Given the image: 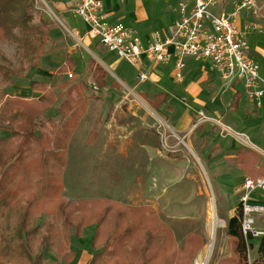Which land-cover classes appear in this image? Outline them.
Segmentation results:
<instances>
[{
	"label": "rangeland",
	"instance_id": "1",
	"mask_svg": "<svg viewBox=\"0 0 264 264\" xmlns=\"http://www.w3.org/2000/svg\"><path fill=\"white\" fill-rule=\"evenodd\" d=\"M130 1L134 5L136 2L142 4L148 14L147 21L143 25L146 24L147 29L153 31L171 22V17L176 14L180 0ZM223 1L220 0L213 10L221 12ZM260 1L264 3V0ZM226 2H228L227 10L233 7L238 0H226ZM261 13L259 17L253 19L264 27V8ZM37 14H41L48 19L50 24L52 23V14L48 11L44 0H37ZM79 20L82 21V19ZM54 23L59 26L57 22ZM250 36V46L253 50L258 48L263 52L255 53L254 51V58L264 68V31ZM63 48L65 47L60 46V43L58 47L47 45L40 66L27 70L23 77L14 78L13 83L1 82L0 106L7 95L37 97L40 93L30 88V80L49 82V88L55 93L56 100L43 119L47 120L51 128L53 123L61 122L59 107L68 97L67 90L71 88L72 96L76 100L75 106L80 110V118L70 139L67 162L63 168L64 196L70 201L80 198L105 197L128 204L150 205L173 229L181 248L184 246V239L188 233L203 229L206 243L196 254L194 264H197L200 253L209 243L212 200H214L218 233L215 252L210 264H218L223 257L232 258L233 244L226 235V224L227 217L239 203L237 191L240 186H236L237 174H216L210 166L218 170L216 166L223 164L220 154L215 152V155L207 159L203 155L199 157L196 150L190 148L189 142L192 140L197 147L196 144L201 140L202 143L206 141L197 131L201 128V113L207 117L216 116L218 113L227 121L231 119L228 116L229 113H233L235 119L238 118V115H235L236 110L229 106L231 98L228 87L224 86L221 92L213 98L214 102L210 105L212 106L210 110L215 114L203 108L201 110L190 109L189 112L193 118L191 127L180 135L170 136V128L166 125L162 112L159 109H153L138 93L146 88L150 80L139 83V70L136 67L118 56L106 61L116 75L123 78L128 85H137L138 92L130 91L129 96L127 95L129 90L121 87L123 84L115 75L110 76L111 79L118 81L121 85L113 86L112 91H116L118 95L109 94L93 86L85 89L79 83L81 80L88 82L87 76L89 75L85 77L75 71L60 73L57 70L62 62L60 54L64 53ZM0 49L14 64H19V53L13 45L0 43ZM101 49L104 52L108 50L105 45H102ZM55 53L59 56L54 59L55 63H52L51 56ZM97 54L102 53L97 52ZM163 67L165 66L156 64L153 70H161ZM51 71L52 76L45 75V72L50 75ZM169 71L168 68L164 69L167 76ZM262 72L264 74V70ZM70 73L73 76H70ZM169 85L177 95L182 96L181 101L185 104L171 98L161 105L165 108L164 113L167 114L168 110L176 109V115L183 116V113L189 109L191 100L183 93L182 84H178L175 79L169 81ZM212 90L209 83L205 84L202 96L207 102L208 93ZM149 92V99H154L157 91L151 89ZM243 111L244 114L248 112L246 108ZM225 120L221 119L223 122ZM250 122L251 128L264 127V112L255 111ZM160 123L163 125L160 128L153 127L154 124L159 126ZM213 128L217 129L216 126ZM91 132H93L92 135H90ZM253 133L259 139L258 144L264 147V131H248V134ZM1 135H7V133L2 131ZM218 135L221 136L219 127ZM220 138L218 137V140ZM146 141L151 146L149 151L141 146ZM234 162L233 159L231 163L234 165ZM226 165L229 164L226 163ZM50 218L49 215L42 214L38 222L43 223ZM256 223L257 227L264 225V216H259ZM93 232L94 226L92 225L83 230L81 238L72 236L68 248L75 250L76 255L71 263L67 260L69 250L64 247L66 249H63L64 251L53 248L45 252L43 264H85L94 254L90 245ZM253 240L254 245H257L260 238ZM255 254V250L252 249L250 258L253 259Z\"/></svg>",
	"mask_w": 264,
	"mask_h": 264
},
{
	"label": "trees",
	"instance_id": "2",
	"mask_svg": "<svg viewBox=\"0 0 264 264\" xmlns=\"http://www.w3.org/2000/svg\"><path fill=\"white\" fill-rule=\"evenodd\" d=\"M49 31L48 19L37 14V0H0V43L13 45L19 53V64H14L0 49V85L40 66ZM68 63L58 71H68L72 67ZM90 65L96 86H105L104 70ZM29 85L40 93L37 97L7 95L0 106V264H43L45 252L68 248L73 235L81 238L92 225L94 254L86 264H194L206 243L203 229L188 233L181 248L173 229L150 205L105 197L70 201L64 196L63 168L80 110L69 88L59 107L61 122L49 128L43 117L56 95L49 82L30 80ZM79 85L89 88L83 80ZM163 100L164 94H156L153 103ZM259 159L246 148L238 153L240 165L251 177L264 173L263 164L255 168ZM42 214L51 218L39 223ZM241 216L238 203L226 224L233 257H223L218 264H264V235L254 245V238L242 231ZM75 255L70 249L69 263Z\"/></svg>",
	"mask_w": 264,
	"mask_h": 264
},
{
	"label": "built area",
	"instance_id": "3",
	"mask_svg": "<svg viewBox=\"0 0 264 264\" xmlns=\"http://www.w3.org/2000/svg\"><path fill=\"white\" fill-rule=\"evenodd\" d=\"M220 0H180L177 20L156 30L144 42L132 27L121 21L111 22L104 10L103 0H77L76 16L87 25L86 35L98 40L116 56L138 68L144 58L153 63L174 61V78L177 83L186 79V58L197 62H209L226 84L242 83L247 98L261 107L264 103V74L250 52L249 35L263 32L262 24L254 19L241 24L245 12L253 18L259 17L264 8L260 0H238L231 11L216 12L213 9ZM70 76H73L70 73ZM148 79L145 72L138 75L139 82ZM202 114V121L214 122L220 127V135L235 136L243 145L252 147L262 154L245 133L236 132L231 126L218 119ZM256 190L264 191V173L259 177L246 176L238 189L241 209V226L246 237L261 238L264 229L257 227V215L264 214V206L253 204L252 195Z\"/></svg>",
	"mask_w": 264,
	"mask_h": 264
},
{
	"label": "crops",
	"instance_id": "4",
	"mask_svg": "<svg viewBox=\"0 0 264 264\" xmlns=\"http://www.w3.org/2000/svg\"><path fill=\"white\" fill-rule=\"evenodd\" d=\"M44 1L47 5L48 11H50V13L52 14V17H51L52 23L50 24V31H49L50 39L47 45L58 47V43H60V46L62 45V47H65L63 48L64 53L60 54L62 58L61 64L65 62H69L68 65L72 66V67H69L68 71L66 72L75 71L76 73L80 74V76L83 75L85 77L89 75L87 76L88 82H85V83H87L90 87L93 86L97 88L98 90L109 92V94L116 93L118 95L116 91L115 92L112 91V88L113 86L118 87L121 84L118 81L111 79L110 76L115 75L117 78L119 77L116 75L115 71H113L107 65V62H106L107 59L109 60L112 57H115L116 55L110 52L109 50H107V52H104L101 49V46L103 44H101L98 40L90 39L86 35L87 25L85 24L83 20H82L83 22L79 20L81 18L76 16L74 13V8L76 6L77 0H44ZM103 2H104V10L106 11V13H108L109 20L111 22L121 21L125 23L127 26L134 28L135 30L138 31V33L140 34L144 42H147L151 38V35L154 31L163 30L168 25L173 24L178 18V8H177L176 14L173 15V17H171L170 23L163 26L161 29H155L152 31V30L147 29L146 24L143 25L147 21L148 14L145 12L142 4H137L136 2V4L134 5L130 0H103ZM227 5H228V2L224 0L222 2L221 10H226ZM233 7L231 6L227 8L226 11H231ZM252 19H253V16L248 15L247 13H244L241 15V24L244 25L245 23L249 22ZM54 22H57L59 26L56 25ZM255 34L256 33H252L250 35L255 36ZM249 42H250V39H249ZM254 51L255 53H263L260 49L257 48L256 50L255 49L253 50L252 46H250V52L253 58L255 57ZM97 52H100L102 54L98 55ZM58 56L59 54H56V53L51 56L52 63H55L54 59H56ZM91 63H93L94 67L99 66L104 70L105 75H106L105 76V80H106L105 86L100 87V88L96 86L94 74L92 70V65H90ZM156 64H161V65H164L165 67H163V69L161 70L156 69L154 71L153 67ZM156 64L151 62L147 58H144L140 66L137 68L139 70V73L145 72L148 76L147 80H150L149 81L150 83L147 84L146 88L141 90V92H138L136 90L137 85L130 86L125 82L123 78H119V80L123 84V86L121 85V87H123L126 90H129L127 93L128 96L130 95L131 92L136 91L140 94L142 98H144L148 102V104L153 109H159L162 112L165 118V123L170 128V132H171L170 136L171 135L176 136L175 134L180 135L181 133L186 132V130L191 127L192 125L191 120L193 118L191 117V114L189 112L190 109L197 110L198 108L199 110H201L203 108L206 111H209L211 114H215V113H212V111L210 110V108L212 107L210 105L213 104L214 102L213 98L215 97V95L219 94V92H221V90L223 89L224 86H226V84L223 82V80L219 76V73L212 68L209 62H206V61L197 62L193 60L192 58H186V70H185L186 79L183 83H178V84H182L183 91H184L183 93L186 96H188V98L191 100V105L189 104L188 106L189 109L183 113V116H179V117L177 116L179 114L176 115V111H177L176 109H173L172 111L168 110L169 113L165 114L164 113L165 108L161 106L167 100L169 99L171 100V98L181 101L182 96L177 95L173 91L174 89L171 88L169 85V81L171 82L173 81V79H175L174 78V61H171L165 64L163 63H156ZM166 68L170 70L168 76L166 73H164V69ZM263 70L264 68L260 66V72H262ZM66 72H60V73H66ZM45 75L52 76L53 72L50 73V75L48 72H45ZM114 82H117L118 85H114L113 84ZM139 83H143V82H139ZM207 83H209V86L213 88V90L210 93H208L209 95L208 102L205 99H203L204 96H202V93L205 90V84ZM227 87H228V92L230 93L229 96L231 98V102H229V106H231L233 109L236 110L235 115L237 114L238 118L235 119L233 116L234 115L233 113H229L228 115L231 118L230 121L225 120V118H222L223 116H221V114H218V113L216 114V116H210V117L214 119H218L220 121L221 119H224L225 122L223 121L221 122L231 126L236 132L247 134L250 137V139L254 142V144L258 148L264 151V147L258 144L259 139L257 135L255 133L248 134V131H251V132L256 131V130L264 131V127L260 129L258 128L255 129L249 126L250 125L249 123H251L250 120L253 118L255 111H259L260 113L264 112V103L261 107H258L255 104H252L251 101L246 96L245 89L242 83L239 81H235L232 85L227 86ZM151 89H155L157 91L154 95V99L152 100H150L148 97V93H150L149 91ZM156 94L165 95V100H163L161 103L157 105L153 103V101L155 100ZM181 102L184 103L183 101ZM117 106L118 105H116V107ZM167 106L169 107V105ZM116 107L115 109H117ZM244 108L248 110L246 114H244V111H243ZM208 122L209 121L201 122L200 123L201 128L197 130L199 131V133H201V136L206 141L202 143L203 141L201 140L198 144H196L197 147H195L194 142L192 140H189L190 148L191 149L193 148L194 150H196L199 157L203 155L206 159L209 158V156L211 155H215L214 154L215 152L219 153L223 164L221 166H216L218 170H216L215 167L213 166H210L211 169L216 174H225V175H236L237 174V177H236L237 185L236 186H241L244 182L245 177L250 176L249 173L246 172L245 168L240 165V162L238 160V153L241 150V148H246L260 156L258 163L255 165L256 169H259V167L262 164L264 165V157L262 156L261 153H259L252 147L243 145L233 135L229 134L225 137L219 136L218 135L219 126H217L214 122H209L211 124H209ZM160 126H163L162 123H160L159 126H156L154 124L153 127L158 129L160 128ZM213 126H216L217 129L213 128ZM218 137L219 138L221 137L220 140H218ZM141 146L145 147L146 151H149L151 147L148 141H146ZM208 146H209V149H208ZM233 159L235 161L234 165L231 163ZM225 162L229 165H226ZM261 175L262 174H260L259 176ZM252 203L264 206V191L263 190H256L253 193ZM236 208L237 206L232 211V213L227 217L228 219L235 215ZM259 216H264V214H258L257 218ZM260 226L258 228L264 229L263 224ZM89 260H87L86 263Z\"/></svg>",
	"mask_w": 264,
	"mask_h": 264
},
{
	"label": "bare ground",
	"instance_id": "5",
	"mask_svg": "<svg viewBox=\"0 0 264 264\" xmlns=\"http://www.w3.org/2000/svg\"><path fill=\"white\" fill-rule=\"evenodd\" d=\"M217 233H218V219L215 212V203L214 200H212V215L210 220L209 243L200 253L197 259V264L211 263L216 248Z\"/></svg>",
	"mask_w": 264,
	"mask_h": 264
}]
</instances>
